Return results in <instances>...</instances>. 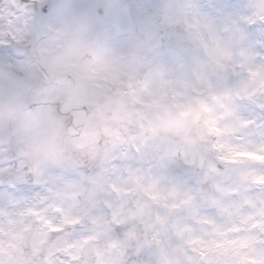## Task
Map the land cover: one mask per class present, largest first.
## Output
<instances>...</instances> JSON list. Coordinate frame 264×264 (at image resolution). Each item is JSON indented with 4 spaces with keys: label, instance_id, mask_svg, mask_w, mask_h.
I'll return each mask as SVG.
<instances>
[{
    "label": "clouds",
    "instance_id": "9594fccd",
    "mask_svg": "<svg viewBox=\"0 0 264 264\" xmlns=\"http://www.w3.org/2000/svg\"><path fill=\"white\" fill-rule=\"evenodd\" d=\"M0 264H264V0H0Z\"/></svg>",
    "mask_w": 264,
    "mask_h": 264
}]
</instances>
